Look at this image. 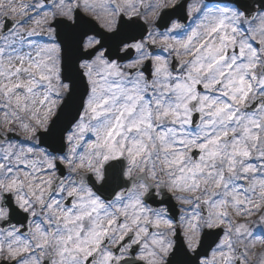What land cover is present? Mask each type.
Instances as JSON below:
<instances>
[{
    "label": "snow or ice",
    "instance_id": "6c2138e0",
    "mask_svg": "<svg viewBox=\"0 0 264 264\" xmlns=\"http://www.w3.org/2000/svg\"><path fill=\"white\" fill-rule=\"evenodd\" d=\"M0 264H264V0H0Z\"/></svg>",
    "mask_w": 264,
    "mask_h": 264
}]
</instances>
